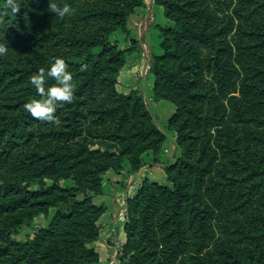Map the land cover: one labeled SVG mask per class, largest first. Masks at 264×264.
<instances>
[{"label": "trees", "instance_id": "1", "mask_svg": "<svg viewBox=\"0 0 264 264\" xmlns=\"http://www.w3.org/2000/svg\"><path fill=\"white\" fill-rule=\"evenodd\" d=\"M0 0V264H101L104 174L173 141L168 182L145 179L126 196L122 264H264V0H155L168 22L154 54L155 99L176 112L165 125L137 89L116 83L130 46L112 38L144 0ZM134 41V42H133ZM138 41L132 40V44ZM61 57L73 99L60 123L31 116L30 76ZM55 84L46 76L45 87ZM170 132V133H169ZM45 221L37 224L35 219ZM33 227L21 241L14 237Z\"/></svg>", "mask_w": 264, "mask_h": 264}, {"label": "rangeland", "instance_id": "2", "mask_svg": "<svg viewBox=\"0 0 264 264\" xmlns=\"http://www.w3.org/2000/svg\"><path fill=\"white\" fill-rule=\"evenodd\" d=\"M161 9L163 12L161 14L165 19L164 22L160 20L156 21L155 14L150 13L148 16H145L143 7L137 8L127 24L124 27H119L112 33V38L130 46V51L125 55L124 65L119 71L118 82L116 83L118 91L128 93L131 89H137L144 103L151 108L157 120L165 125H169L171 124L169 122L170 118L176 112V104L169 99L156 100L154 90H152L150 96L143 91V88L147 84L152 86V82V88H154V74L150 71L152 58L154 54H161L163 52L160 47L163 38L161 26L168 22V18L166 17L164 7ZM132 40L138 41L137 44H132ZM129 71V75L131 76L129 83L133 85L136 79V86H128L122 81V74H127ZM159 101H162L163 104L159 105ZM169 141L166 140L162 148L157 152L149 150L142 153L144 165L136 172L131 171L130 164L125 159L120 169H110L104 174L101 193L95 195L93 198L95 204L104 207V211L98 219L100 239L93 244L100 254L101 264H122L117 257V253L126 240V232L124 230V225L128 220L126 196L135 195L143 181L147 178L162 183L168 182V175L165 170H162V176H158L160 172L157 170H160L159 168L161 167L158 166L157 162H172L175 160L170 157L172 156L170 151L175 145ZM177 156H179L178 153ZM147 174H151L152 178ZM154 176H158L157 178L160 180L153 178ZM44 221L45 219L41 215L35 219L37 224ZM27 232L33 235L35 231L33 227H25L23 234L16 238L14 237V239L16 241L23 240ZM103 255H105L106 259L104 261L101 259Z\"/></svg>", "mask_w": 264, "mask_h": 264}, {"label": "clouds", "instance_id": "3", "mask_svg": "<svg viewBox=\"0 0 264 264\" xmlns=\"http://www.w3.org/2000/svg\"><path fill=\"white\" fill-rule=\"evenodd\" d=\"M21 0H5L4 7L15 14L19 11ZM49 9L58 17L71 15L74 9L70 4L64 2L59 4L56 0H49ZM7 47L0 44V55L7 53ZM46 76L53 78L55 84L45 87ZM30 84L40 94V98H32L24 103V108L34 118L59 124V118L54 115L57 107L64 102H71L73 99V75L68 71V65L61 57H55L47 67H41L37 73L30 76Z\"/></svg>", "mask_w": 264, "mask_h": 264}, {"label": "crops", "instance_id": "4", "mask_svg": "<svg viewBox=\"0 0 264 264\" xmlns=\"http://www.w3.org/2000/svg\"><path fill=\"white\" fill-rule=\"evenodd\" d=\"M145 1V4H146V6L143 8L144 10V13H145V16H148L150 13L151 14H155V16H156V21L158 20H160L161 22H164L165 21V19H164V16H162V14H163V12H162V9L161 8H163L161 5H159V4H157L156 2H155V0H144ZM161 12H162V14H161ZM136 16V15H135ZM122 73V72H121ZM129 73H130V71L129 72H127V74H122V81L125 83V84H127L128 86H136L135 84H136V79L134 80V83H133V85H131L130 83H129V79H130V75H129ZM125 75V76H124ZM120 76H121V74H120ZM153 82H152V86H149L148 84L146 85V87H144L143 88V91H144V93H146L148 96H150L151 94H152V90H153ZM158 104L159 105H161V104H163V102L162 101H159L158 102ZM169 142H171L172 144H174L175 146L171 149V151H170V153H171V155L172 156H170L171 158H174V159H176L178 156H177V153L179 154V149H178V147H177V145L173 142V141H169ZM157 164H158V166L159 167H161V168H159L160 170H157L158 172H160V173H158V176L160 177V176H162L163 175V171H164V168H163V165H162V163H159V162H157ZM154 165V164H153ZM152 165V166H153ZM163 170V171H162ZM156 171V170H155ZM154 171V172H155ZM156 171V172H157ZM150 178H152V176H151V174H147ZM157 176V177H158ZM156 176H154L153 178H156L157 180H160V179H158ZM131 195V194H130ZM105 242V241H104ZM103 261L104 260H106L105 259V255H103L102 256V258H101Z\"/></svg>", "mask_w": 264, "mask_h": 264}]
</instances>
